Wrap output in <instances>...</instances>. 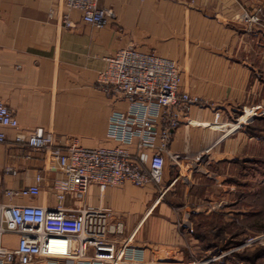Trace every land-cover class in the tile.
Segmentation results:
<instances>
[{"label": "crops", "instance_id": "crops-1", "mask_svg": "<svg viewBox=\"0 0 264 264\" xmlns=\"http://www.w3.org/2000/svg\"><path fill=\"white\" fill-rule=\"evenodd\" d=\"M99 6L109 11L106 25L87 24L69 11L71 27H66L64 0H0V99L15 113L21 133L40 127L55 145L76 140L84 147L111 146L107 119L125 103L97 85L103 58L132 45L172 59L181 75L179 90L206 103L192 106L173 134L159 184L124 182L109 187L101 203L111 209L112 223L123 224L121 233L109 237L118 247L133 249L141 264H189L186 248L201 249L177 218L221 217L226 189H231L225 170L255 149V138L246 132L250 123L232 130L229 123L242 105L263 100L264 80L257 72L264 70V0H103ZM257 7L260 23L246 24L243 13ZM0 130L6 135L0 143L1 184L31 185L40 173L39 194L14 201L56 206L52 185L64 175L46 169V152H30L16 142L17 131ZM95 202L91 186L82 203ZM62 205L74 208L81 201L66 193ZM5 240L16 244L14 235Z\"/></svg>", "mask_w": 264, "mask_h": 264}, {"label": "built area", "instance_id": "built-area-1", "mask_svg": "<svg viewBox=\"0 0 264 264\" xmlns=\"http://www.w3.org/2000/svg\"><path fill=\"white\" fill-rule=\"evenodd\" d=\"M101 1L64 0V25L71 27L69 11H77L87 24L106 25L110 14L99 6ZM261 12L260 7L245 11L242 19L249 25L258 24ZM104 62L97 75L98 87L107 97L125 103L107 119L106 136L115 145L84 147L76 140L55 145L52 136L40 127L21 133L15 113L0 99V126L17 131L14 140L30 152H46V169H57L64 175L63 181L52 185L58 202L52 207L14 201L39 194L40 173L33 184L19 188L0 182V264H33L38 260L42 264H141L133 249L118 247L109 237L110 233H121L123 224L111 222L112 211L101 203L102 196L109 187L124 182L134 186L159 184L173 134L192 106L202 107L206 102L179 90L181 75L170 58L128 45L104 57ZM219 115L214 113V125ZM263 115L261 104L242 105L229 127L241 128ZM5 140V132L0 130V143ZM91 186L96 189L97 202L82 203ZM66 193L74 194L81 205L65 208ZM8 235L16 236L15 246L5 240ZM189 264L210 262L193 259Z\"/></svg>", "mask_w": 264, "mask_h": 264}, {"label": "rangeland", "instance_id": "rangeland-1", "mask_svg": "<svg viewBox=\"0 0 264 264\" xmlns=\"http://www.w3.org/2000/svg\"><path fill=\"white\" fill-rule=\"evenodd\" d=\"M257 75L264 80V70L257 72ZM259 90L263 100L260 99L254 104L264 106V84H260ZM257 118L246 127V132L255 138L254 152L235 159L237 163L225 170V182L231 189H226L223 214L217 219L218 222L222 220L223 230L217 233L218 239L211 232L206 233L204 229L195 230L196 235H200L205 242H224V246H228L239 241L238 246L230 248L223 255L236 250L242 259L235 257L227 264H264V115ZM187 217L188 215H184L177 218L179 228L188 226ZM212 220L209 222L215 226L214 218ZM195 221L200 222L199 219ZM201 241L204 242L198 240L197 243L201 249L199 252L194 248H186L190 261L196 259L203 262L218 256L212 254V251L203 250ZM205 252L207 257L201 258V254ZM220 260L219 258L218 261Z\"/></svg>", "mask_w": 264, "mask_h": 264}, {"label": "trees", "instance_id": "trees-1", "mask_svg": "<svg viewBox=\"0 0 264 264\" xmlns=\"http://www.w3.org/2000/svg\"><path fill=\"white\" fill-rule=\"evenodd\" d=\"M258 119V118H255ZM213 217L211 216H204L202 214L194 216V215H188L187 217V222H188V226L187 229L190 232L191 235H193V237H195L197 240H203L200 235L198 236V234L196 235V228L197 229H204L206 233L211 232L216 239L217 238V233L221 232L223 230V224H222V220L220 219L219 222L218 220H215V226L213 227L211 225V223L209 221L212 220ZM195 219H199L200 222H196ZM213 221V220H212ZM219 227V228H218ZM224 242H219L215 243V242H202L201 241V248L205 251H212V254L215 255H221L224 252L230 250V248L232 247H236L239 245V241H235V243H231L228 246H224ZM235 257H238L239 259H242L240 253L236 250H232L231 252L223 255L222 257H220V261H214L213 264H221L222 262H224L225 264H227L228 261L233 260Z\"/></svg>", "mask_w": 264, "mask_h": 264}]
</instances>
